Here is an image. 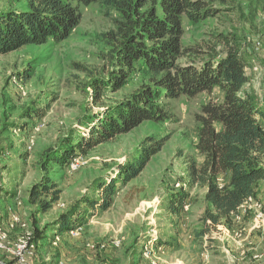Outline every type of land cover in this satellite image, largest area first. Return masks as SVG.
Wrapping results in <instances>:
<instances>
[{"label":"rangeland","instance_id":"1","mask_svg":"<svg viewBox=\"0 0 264 264\" xmlns=\"http://www.w3.org/2000/svg\"><path fill=\"white\" fill-rule=\"evenodd\" d=\"M262 4L263 0H238L226 4L228 8H221L215 16L197 22L185 16L183 43L207 49L208 43L216 42L214 33L228 34L236 30L245 36L252 50L259 40L261 46L258 51L254 50V61L262 72L258 76L251 70L248 72L251 84L255 83L256 90L264 94ZM81 11L80 24L66 40L26 45L0 54V222L10 242H16L27 230L31 231L35 218L44 225L55 221L59 213L74 205L82 210L88 207L82 199H102L105 189L97 184L103 180L109 183L120 165L139 156L142 146L151 144L150 139H153L165 141L161 151L151 158L137 178L116 183L107 208L89 207L88 222L78 238L57 237L56 242L40 248L36 256L34 253L28 263L152 264L154 260L157 264H264V189L259 190L261 196L255 197V206L241 211L236 224L231 227L221 224L203 237L196 235V231L202 228L200 217L205 207V188L188 189L181 226L179 219L164 208L171 193L186 185L190 159L198 163L203 160L196 149V114L201 112L204 103L221 101L218 87L195 97L182 95L176 100H164L168 111L166 120H147L129 133L99 144L84 156L86 163L76 171L55 167L54 175L62 193L51 211L35 213V208L27 204L28 188L40 178L39 163L44 150L57 146L73 130L88 136L90 129L80 122L84 115L123 100L147 81L146 75L138 70L121 90L111 92L105 88L99 97L93 96L87 82L95 75L105 77L110 67L108 48L101 34L113 29L114 20L119 16L115 10L99 3L81 6ZM222 47L219 43L218 50ZM19 73L28 76L18 78ZM29 106L39 108L38 119L22 118V111ZM25 123L28 125L25 130L13 126ZM32 139L29 150L27 145ZM226 180L227 176L223 177L224 183ZM12 192L15 193L9 195ZM9 207L20 217L13 228ZM259 213L262 214L258 216ZM253 231H258L254 239ZM50 233L52 236L54 231ZM172 235L180 239H175L176 248L162 240ZM152 239L159 241L162 252L156 250ZM116 241H120L119 246L114 244ZM9 262L19 264L0 254V264Z\"/></svg>","mask_w":264,"mask_h":264},{"label":"trees","instance_id":"2","mask_svg":"<svg viewBox=\"0 0 264 264\" xmlns=\"http://www.w3.org/2000/svg\"><path fill=\"white\" fill-rule=\"evenodd\" d=\"M5 1L0 3V54L26 45L66 40L81 22V6L99 3L115 10L119 17L114 20L113 29L101 34L108 48L110 67L105 77L95 75L87 82L93 96L99 97L105 88L111 92L121 90L138 70L147 79L123 100L84 115L80 122L90 129L88 136L73 130L57 146L44 150L39 163L40 178L28 188L27 204L35 208V213L46 214L60 200L62 188L55 178V167L69 169L74 158L86 156L99 144L127 134L147 120H166L168 111L164 100H176L182 95L195 97L218 87L221 101L204 103L201 112L196 114V149L203 160L198 163L190 159L186 185L171 193L164 208L182 223L188 189L199 186L205 188V207L200 217L202 228L196 235L203 237L221 224L231 227L238 222L234 215L239 214L241 205L250 196H257L258 185L264 180V97L248 86L251 77L246 72V67L255 60V51L237 30L228 34L214 33L216 42L208 43L207 49L183 43L185 16L194 22L205 20L215 16L221 8H228L226 4L238 0ZM262 8L264 10V0ZM260 30L264 34V17ZM219 43L223 46L221 51ZM83 68L90 71L88 67ZM39 111L38 107L29 106L21 115L34 120L38 119ZM23 125L13 126L27 129L28 125ZM150 140L151 144L142 146L139 156L120 165L109 183L103 180L97 184L105 189L102 199H82L88 207L82 210L74 205L59 213L55 221L44 225L35 218L31 230L35 256L40 248L56 242L57 237L73 239L70 232L87 224L89 207L107 208L116 183L120 180L127 183L142 173L165 142ZM225 176L228 180L220 187L218 179ZM50 231H54L52 236ZM168 245L173 247V240ZM0 254L17 260L5 252Z\"/></svg>","mask_w":264,"mask_h":264},{"label":"built area","instance_id":"3","mask_svg":"<svg viewBox=\"0 0 264 264\" xmlns=\"http://www.w3.org/2000/svg\"><path fill=\"white\" fill-rule=\"evenodd\" d=\"M260 46H261V42L259 40H256L255 44H254V50L258 51L260 49ZM248 70L253 71L257 76L259 74H261V72H262L260 65L256 61H254L251 66L246 67V72L249 75L250 71L248 72ZM261 96L264 97V94H262ZM40 126H42L41 123H40ZM32 145H33V139L28 143L27 148L29 150H31ZM85 163H86V161H85L84 157H82V156L76 157L70 163L69 169L71 171H76L81 166H83ZM218 182H219L220 187H223L225 184L223 182V177H220L218 179ZM255 205H256L255 197L250 196L244 202V204L241 205V207L239 209V214L234 215V219L240 220L241 211L246 212V211H248V208L255 206ZM185 207H186V205L184 206V208ZM8 213H9V218H10V226L13 228L20 222V217L17 214V212L14 210L13 207L8 208ZM261 214L262 213H259L258 216H260ZM23 227H25V226H23ZM83 229H84V227H77L76 229H74L70 232V236L73 239L78 238L80 236L81 232L83 231ZM156 240L157 239H152V242H154V247L155 248L157 247V249H156L157 251L158 250L161 251L162 246L160 245L159 241H156ZM114 244L116 246H119L120 241H116V242H114ZM148 246L151 247L150 244H148ZM152 246H153V244H152ZM87 247L89 248L90 245L88 244ZM0 252H5L8 255L16 258L17 262L19 264H29L28 261L34 255V252H35V243L33 241L32 231L27 230L24 235H22L21 237H19L17 239L16 242L11 243L10 239H9V234L3 230V227H2L1 222H0ZM145 255H147V254L145 253ZM151 263L157 264L156 261H154V260Z\"/></svg>","mask_w":264,"mask_h":264},{"label":"crops","instance_id":"4","mask_svg":"<svg viewBox=\"0 0 264 264\" xmlns=\"http://www.w3.org/2000/svg\"><path fill=\"white\" fill-rule=\"evenodd\" d=\"M250 85L253 87V88H255L256 89V85H255V83H253V84H251V82H250V84L248 85L249 87H250ZM257 92L259 91V90H256ZM259 93H260V91H259ZM261 95L263 94V93H260ZM227 180H228V178H227ZM263 182H264V180L263 181H261L260 183H259V187H258V192H257V196H261L260 194V191H262L264 188L263 187H261V186H264V184H263ZM260 190V191H259ZM180 226H181V223H180ZM249 232V231H248ZM257 232L258 231H253V235H252V239H254V238H256L257 237ZM64 236H62V238H63ZM172 239H173V247H177L178 246V242L176 243V241H175V239H177L178 241H180V239H179V237L177 236V235H172ZM171 237H169V238H166V237H163L162 238V240L163 241H165L166 242V240L168 241V242H170L171 240ZM182 248H180V250H181ZM166 250H168V249H166ZM68 251V253L70 252V250H67ZM162 252V251H161ZM172 253V252H171ZM176 253V252H175ZM174 253V254H175ZM177 253H180V252H177ZM176 253V254H177ZM45 260V259H44Z\"/></svg>","mask_w":264,"mask_h":264}]
</instances>
